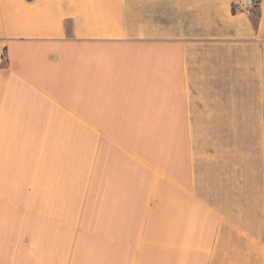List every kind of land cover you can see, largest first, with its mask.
<instances>
[{
    "label": "crops",
    "instance_id": "crops-1",
    "mask_svg": "<svg viewBox=\"0 0 264 264\" xmlns=\"http://www.w3.org/2000/svg\"><path fill=\"white\" fill-rule=\"evenodd\" d=\"M246 1L0 0V264H264Z\"/></svg>",
    "mask_w": 264,
    "mask_h": 264
},
{
    "label": "rangeland",
    "instance_id": "rangeland-1",
    "mask_svg": "<svg viewBox=\"0 0 264 264\" xmlns=\"http://www.w3.org/2000/svg\"><path fill=\"white\" fill-rule=\"evenodd\" d=\"M197 141L199 142V147L201 148V150H202V143H203V131H197ZM197 142V143H198Z\"/></svg>",
    "mask_w": 264,
    "mask_h": 264
},
{
    "label": "built area",
    "instance_id": "built-area-1",
    "mask_svg": "<svg viewBox=\"0 0 264 264\" xmlns=\"http://www.w3.org/2000/svg\"><path fill=\"white\" fill-rule=\"evenodd\" d=\"M257 6V2L255 0H247L246 7L247 9H253Z\"/></svg>",
    "mask_w": 264,
    "mask_h": 264
},
{
    "label": "trees",
    "instance_id": "trees-1",
    "mask_svg": "<svg viewBox=\"0 0 264 264\" xmlns=\"http://www.w3.org/2000/svg\"><path fill=\"white\" fill-rule=\"evenodd\" d=\"M256 7H257V6H256ZM256 7H255V8H256ZM255 8H253V9H255ZM233 11H234V12L236 11V7H233Z\"/></svg>",
    "mask_w": 264,
    "mask_h": 264
}]
</instances>
